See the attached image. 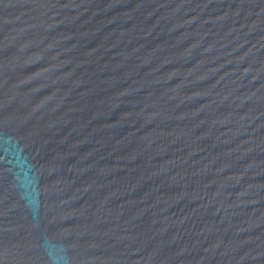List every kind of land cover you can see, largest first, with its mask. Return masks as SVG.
Returning <instances> with one entry per match:
<instances>
[{
  "label": "water",
  "instance_id": "obj_1",
  "mask_svg": "<svg viewBox=\"0 0 264 264\" xmlns=\"http://www.w3.org/2000/svg\"><path fill=\"white\" fill-rule=\"evenodd\" d=\"M0 264H264V0H0Z\"/></svg>",
  "mask_w": 264,
  "mask_h": 264
}]
</instances>
